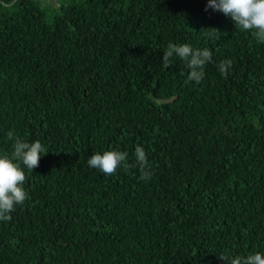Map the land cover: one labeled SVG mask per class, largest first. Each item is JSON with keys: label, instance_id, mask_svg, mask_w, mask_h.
<instances>
[{"label": "trees", "instance_id": "trees-1", "mask_svg": "<svg viewBox=\"0 0 264 264\" xmlns=\"http://www.w3.org/2000/svg\"><path fill=\"white\" fill-rule=\"evenodd\" d=\"M207 0H0V155L46 154L0 221V264H227L264 253V43ZM215 28L219 40L204 36ZM208 48L185 84L168 43ZM231 60L226 78L218 65ZM184 73V75H181ZM138 167L105 176L93 153Z\"/></svg>", "mask_w": 264, "mask_h": 264}, {"label": "clouds", "instance_id": "clouds-1", "mask_svg": "<svg viewBox=\"0 0 264 264\" xmlns=\"http://www.w3.org/2000/svg\"><path fill=\"white\" fill-rule=\"evenodd\" d=\"M211 8L229 17L235 28L251 33L257 42L264 43V0H207L205 11ZM206 38L219 40L221 33L215 28L202 29ZM183 61L189 70L185 84L194 82L200 84L204 79L205 66L212 61V52L208 48L193 49L189 44L168 43L163 51L162 65L167 69L173 58ZM222 77L226 78L232 67L231 60H224L217 66ZM184 75V73H181ZM7 138L13 141L10 155H0V221L11 220V213L17 206H22L29 199L24 183L26 175L39 167V161L45 155L46 149L39 140L25 142L14 136L10 130ZM134 163L127 164L128 153L119 150L104 151L102 154L93 153L87 158V165L98 170L105 176H112L117 169L138 167L140 179L148 181L152 178L151 165L148 163L147 153L140 146L134 151ZM227 264H264V253H249L247 256L219 257Z\"/></svg>", "mask_w": 264, "mask_h": 264}]
</instances>
